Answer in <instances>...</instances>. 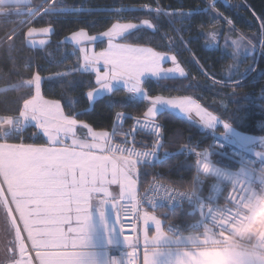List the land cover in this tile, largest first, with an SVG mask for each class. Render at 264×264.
Returning a JSON list of instances; mask_svg holds the SVG:
<instances>
[{
  "label": "trees",
  "instance_id": "1",
  "mask_svg": "<svg viewBox=\"0 0 264 264\" xmlns=\"http://www.w3.org/2000/svg\"><path fill=\"white\" fill-rule=\"evenodd\" d=\"M44 1L34 0L30 8L0 5V117L17 119L21 116L24 102L33 94V88L28 85L33 83L30 78L35 71L39 70L40 75L46 77L78 67L81 63L80 52L78 49L74 52L75 47L64 41L73 31L83 28L90 35H98L117 19V13L110 9H119L121 6L136 8L141 5L155 8L159 5L169 11L178 9L186 13L192 11V14L175 17L161 15L157 18L154 12L143 10L122 11L119 16L123 18L122 22L140 24L149 20L155 25L156 31L140 29L135 35V42L177 55V60L186 69L187 74L184 78H148L143 85L145 91L152 96H190L201 104L208 101L219 102L220 99L232 102L234 97L248 96L251 99L249 105L237 112L238 117L246 127L257 125L258 112L264 111V53L251 58H236L242 66V73L249 66L256 70L243 77L242 82L234 89L236 94L231 95L232 87L213 85L212 79L224 80L223 74L235 61V57L228 47L209 48L207 33L215 28L222 40L225 36L242 33L257 36L260 41L264 0H215V8L223 13V17L217 16L212 10L205 11L208 9L209 0H55L48 12L19 29L23 20L28 18V12L39 7ZM65 7L87 11H58ZM224 17L232 21V26L225 23ZM46 26L55 28L49 43L43 48L31 46L28 43L29 31ZM169 38L176 42L174 47L168 46ZM181 38L184 44L180 43ZM104 47L105 42L97 45L98 49ZM235 77V80L241 79L239 74ZM190 84L194 90H190ZM93 88H97L95 75L77 71L60 79L43 81L42 95L46 99L59 101L67 117L85 122L80 124L96 131H113L117 113H126V124L129 125L135 117L142 116L149 106L146 99L133 96L124 88L89 102L85 93ZM74 113L78 115L75 116ZM157 122L162 126V151L165 154L159 162L139 165L140 185L144 189L151 180L159 179L181 189H190L193 185L197 157L189 149L200 151L209 146L215 147L217 139L199 125L167 110L158 114ZM217 131L222 132V129L218 128ZM77 132L84 133L85 129L78 126ZM113 136L120 144L133 145L131 139L120 131ZM136 140L134 147L152 148L153 137L137 134ZM4 142L22 145L47 144L34 126L6 133ZM215 161L223 166L229 165L222 159ZM166 217V224L174 223L187 232L191 225L197 223L199 214L191 208H178L169 212Z\"/></svg>",
  "mask_w": 264,
  "mask_h": 264
},
{
  "label": "crops",
  "instance_id": "2",
  "mask_svg": "<svg viewBox=\"0 0 264 264\" xmlns=\"http://www.w3.org/2000/svg\"><path fill=\"white\" fill-rule=\"evenodd\" d=\"M32 30L28 33V41ZM90 36H100V34ZM32 39L50 41V36L35 35ZM64 41L78 49V46L70 39ZM105 41L107 42V39L100 38L83 46L90 51L100 52L107 47V44L101 50L96 46ZM46 45L31 46L43 48ZM80 54L83 55L81 52ZM170 57L167 61H171ZM167 61L166 58L161 61L162 68L165 69L163 65ZM101 71H103L102 65ZM105 95L111 94L96 93L98 97ZM175 114L192 122V119L188 117L179 113ZM19 118L25 125L32 126L35 123L34 127L38 131L41 130L40 121L30 118L25 113V109ZM71 119L73 118H69L68 122L74 124V132L70 135H65L63 132L55 133L57 140L53 143L46 140V145L13 144L6 148L0 142V169L8 174L12 183L27 178L21 183V186L24 185L27 189L32 187L28 185V180L29 183H33V179L39 178L40 198H58L56 205L53 203L42 205L41 220L44 228L49 230L58 228V235L52 239L59 244L58 250L62 253L63 259L68 257L65 254L71 253L70 257L73 259L67 260L69 264H105L101 250L121 244L119 236L121 204L138 199L144 190L140 185V163L112 153L114 138L112 131H108L109 135L101 139L97 134L103 131L93 130ZM78 126H82L85 132L79 134ZM39 150H47L59 156L60 159L36 176L38 173L35 171V165L30 162V157L33 152ZM34 191H36L35 188ZM85 204L89 205V210L84 212ZM52 213H55L53 215L56 216V221H52L53 216L50 217ZM167 214L168 211L165 209L143 212L139 227L140 241L148 250L142 258V264H231L232 250L214 247L212 244L217 240L213 242L205 239L209 236L199 233L197 223L194 226L191 225L181 239H174L163 231H156L151 218H162L165 229ZM95 252L100 254L96 257ZM67 261L64 264H67Z\"/></svg>",
  "mask_w": 264,
  "mask_h": 264
},
{
  "label": "snow or ice",
  "instance_id": "3",
  "mask_svg": "<svg viewBox=\"0 0 264 264\" xmlns=\"http://www.w3.org/2000/svg\"><path fill=\"white\" fill-rule=\"evenodd\" d=\"M117 13V19L113 22L106 30L100 34V36H90L83 28L73 31L70 37H66L65 40H71L78 46V51L83 55L81 56L82 63L78 67L71 68L65 73H60L56 76H46L42 77L39 73V70L35 71L30 78V81L34 83H29V87L33 88L32 97L29 100L24 102L25 113L28 114L30 118L35 120L43 119L44 124L50 126L53 135L46 136V139L51 141L55 140V133L57 129L62 128L67 122L68 117L63 111V107L59 101H48L43 98L42 95V82L51 81L55 79H60L66 75H72L75 72L79 71L81 73H88L95 75V83L98 85V88H93L85 93L86 98L89 102H93L95 99V94L97 92H104L106 94H113L115 91L119 90L120 87L126 89V91L135 96L139 95L140 97L148 101L149 106L143 112L142 116H137L134 118V126L129 129L125 135H131V144L135 145L137 143L136 134L139 132H147L153 135L154 139L152 141V146L155 151L152 153L153 162H159L160 149L163 146V131L162 126L157 122L158 114L166 108L178 109L181 113L191 116L194 112L197 117H199L200 123L205 129L213 130V135L215 136V129L217 125H221L224 128V133L220 135L228 137L231 134L234 137L233 142H237L242 146H249L256 144V139L258 142L264 144V136L259 138H253L248 135L239 133L234 128L233 124L228 120H222L220 116L209 111L207 108L203 107L198 101L194 100L190 96H180L175 98H165L161 95L152 96L148 94L143 85L144 81L149 77L154 78H166L169 74H178L179 77H185L186 72L184 67L177 61V55H171L170 59L173 63V67L164 69L161 67V61L166 57L163 53L157 52L155 49L146 46L134 45L126 42L130 34L133 31H137L142 27H147L153 31L157 30L156 26L153 25L149 20H144L140 24L132 22H121L123 19L119 16V13L122 11H143L148 10L149 12H154L156 17L159 18L161 15L166 17H175V16H184L191 15L192 11L184 12L183 10L172 9L171 11L167 10L163 6L157 5L155 8L150 5H141L136 8H130L128 6H121L119 9H110ZM207 10H212L216 13L217 16L223 17V13H220L215 8V0H209V5ZM61 12L68 11H87V9H70L69 7L58 9ZM194 11V10H193ZM225 23L232 25V21L227 17H224ZM55 33V28L52 26H46L42 28L33 29L30 33V39L28 43L30 45L39 44L41 46L46 45L49 41L47 39H41L39 41L33 40L32 37L35 35H42L44 37H49L51 34ZM211 41H216L219 36V31L215 28L207 33ZM260 41H259V51L264 53V21L260 25ZM100 38L107 39V47L100 52L94 50H89L85 48V45L88 42L95 41ZM225 46L231 44L233 47L232 55L234 57L238 56L241 49L245 52L254 54L257 51V45L253 44L251 40H248L247 43H244L245 37L241 34L235 39L225 36ZM175 41L172 38H169V47H174ZM181 44L185 42L181 38ZM207 47V45H206ZM77 48L74 49V52ZM193 59H196L193 57ZM255 63V61H254ZM101 65L103 71H101ZM256 69L252 66H249L244 70L243 73L239 72L238 65H230L229 72L230 75L224 80L212 79L213 85H219L220 87H232L233 92L231 95H235V87L242 82L243 77H246L249 72H253ZM264 71V70H262ZM239 74L240 80H231V75ZM231 80V83L228 81ZM74 83V82H73ZM71 103V101H70ZM222 107L224 111L227 112L228 108L226 104H223ZM264 107V105H262ZM75 116L78 113H74ZM127 116L126 113H117L116 122L118 123L122 118ZM76 123H85L73 121ZM35 126V123L32 125ZM117 129L114 126L112 133H116ZM42 134H44L42 132ZM101 139L109 135L108 131H103L97 134ZM146 146V145H145ZM197 147H199L197 145ZM204 148L201 151H196V149H189V151L194 154L198 159L195 161L197 166H201V161H208L211 157L210 148ZM60 159L59 156L53 155L47 150H39L33 152L30 157V162L35 165V171L38 174L44 172L46 168L52 164L58 162ZM202 167L207 170L209 164L207 162L202 164Z\"/></svg>",
  "mask_w": 264,
  "mask_h": 264
},
{
  "label": "built area",
  "instance_id": "4",
  "mask_svg": "<svg viewBox=\"0 0 264 264\" xmlns=\"http://www.w3.org/2000/svg\"><path fill=\"white\" fill-rule=\"evenodd\" d=\"M54 1L45 0L23 20L19 29L30 24L39 15L48 12ZM15 119L0 117L2 129L3 125H9L6 130H2L3 133L11 132L10 124ZM134 123L133 120L127 125L126 119L122 118L118 123L115 122V127L125 137L132 139L130 134L126 136L125 133L133 128ZM137 134L153 137L147 132ZM162 141L164 144L163 138ZM111 151L140 164L155 163L152 156L155 151L153 146L144 149L114 142ZM159 151L160 161L163 156L162 148ZM210 153L211 157L208 161L202 160L201 166L196 165L193 185L190 189H181L159 179H153L142 190L138 199L121 204L119 209L121 244L101 250L105 264H142V258L148 248L140 241L139 227L143 212L146 210L165 209L169 213L178 208L193 209L199 214L197 222L199 233L217 240L212 244L216 248H232L234 233H247L253 237L244 242L248 245L255 243L254 235L264 240V162L242 148L227 144L220 139L215 141V147L210 148ZM215 159L225 160L229 165L223 166ZM205 162L209 164L207 170L202 167ZM164 230L174 239L184 237L182 228L174 223H167ZM256 253L264 255V243L257 246Z\"/></svg>",
  "mask_w": 264,
  "mask_h": 264
},
{
  "label": "rangeland",
  "instance_id": "5",
  "mask_svg": "<svg viewBox=\"0 0 264 264\" xmlns=\"http://www.w3.org/2000/svg\"><path fill=\"white\" fill-rule=\"evenodd\" d=\"M32 11L33 10L28 12L29 15L31 14ZM141 29H148L153 31L152 29H149L147 27H142ZM139 30L133 31L126 41H120V42L151 47L149 45H143V44L141 45L140 43L138 44L135 42V35L138 33ZM241 34L242 33H238L237 35H231L229 37L235 39L237 36ZM242 35L245 37L244 43H247L248 40H251L253 44L257 45V51L254 54H252L245 52L243 49H241L238 56L235 57V61L231 64V65H238L240 73H242L241 71L242 66L239 64L236 58L238 59L251 58L261 53L259 51V39L257 36H254L252 34L251 35L242 34ZM105 43L107 44L106 41ZM220 46H225V39L222 40L220 33L216 41H211L209 38V45H208L209 48H219ZM225 47H228L231 50V52H233V47L231 44H227V46ZM151 48L155 49L154 47ZM156 51L163 53L166 57V61L168 57L172 55V54H168L167 51L166 52L158 51V50ZM163 66L165 67V69H167L173 67L174 65L172 61H167L164 63ZM229 75L230 72L228 68L224 72L223 78L226 79V77H228ZM235 75L237 74L231 75V80L236 79ZM174 78H184V77H179L178 74H169L168 77L163 79H174ZM231 80H229L228 82L231 83ZM190 90H194L191 84H190ZM136 96L140 97L139 95ZM96 97L98 96H96L95 94V98ZM175 97H180V96H175ZM175 97H165V98H175ZM43 98L45 100L52 101L46 99L44 96ZM249 100L251 99L248 96H244V97L238 96V97H234L232 102L225 101L224 99H220L219 102L217 101L215 103L209 101L205 104H201L200 102L199 103L203 107L207 108L209 111L220 116L222 120H228L230 123H232L237 132L251 136L253 138H259L261 136H264V111L258 112V117L256 120L257 125L253 127H246L247 125H242L238 117L239 114L237 112L238 111L240 112L242 109L247 108V106L249 105L248 104ZM223 104L227 105L228 108L227 112L224 111V108L222 107ZM166 109L174 113H179L184 117L189 118L188 115L181 113L178 109H170V108H166ZM190 119H192V123L196 122L195 124L199 125L202 129L211 132L213 135V130L205 129L203 125L200 123L199 117H197L194 112L191 114ZM39 121H40L39 126L41 129L39 133L40 134H42V132L44 133L42 135L45 138V140L51 143L57 140L56 136L54 141H51L50 139H46V136L50 137L51 135H53L52 130L50 126L44 124L43 119ZM10 125H11L10 128L11 132L20 130L21 128L24 129L28 127L23 123L22 119L20 118L15 119L13 122H11ZM218 128H221L222 132H218L217 131ZM2 130L3 129L0 127V140H2L0 142L2 143V146L8 148L10 147L9 145H13V143L4 142L6 133L5 132L3 133ZM214 131H215L216 139L225 141L227 144L236 145L242 148L243 150H245L247 153L252 154L256 158L264 162V144L258 142V139H256V144L249 146H242L237 142H233L235 138L232 137L231 134H229L227 138L223 135H220L225 131L222 124L217 125ZM61 132H63L65 135L72 134L74 132V124L73 123L69 124V122H67L62 128L56 130V134ZM114 142H116V140L113 138L112 145L114 144ZM162 154L164 155L165 152L162 151ZM133 161L137 163V161L135 160ZM0 171H1L0 172V264H64L65 261L72 260L73 257H70L71 253L69 255L65 254L68 257H65L64 258L65 260L63 259L62 253L58 250V248H60V246H58L59 244H57L55 240H53L58 235L57 234L58 228L49 230L42 226V220H41L42 205L44 204L52 205V203L56 205L58 198H40L41 181L39 178H37L36 180L33 179V183L31 182L29 183L28 180V185L32 187L30 189L29 188L27 189L24 188V185L21 186V183L25 182L27 178H24V180L22 179L20 182L12 183L8 178V174H6L5 171L2 169H0ZM39 175L40 174H36V176ZM34 188L36 191H34ZM87 209L89 210V205L85 204L84 212L87 211ZM53 214L55 213L50 214V217L53 216L52 221H56V216ZM46 216L47 215H45V217ZM48 219L50 218L48 217ZM151 220L153 221L152 225L155 227L156 231L165 232L162 218L153 217L151 218ZM25 237L28 239L30 246L35 251V259H33L31 255L28 253V245L26 243ZM205 239L215 242V239L213 238L211 239L210 237H206ZM230 249L232 250V248ZM98 254L100 253L95 252L96 257L98 256ZM244 259L246 261V264H264V255L260 253L255 252L252 256L245 257ZM69 261H67V264H69Z\"/></svg>",
  "mask_w": 264,
  "mask_h": 264
},
{
  "label": "clouds",
  "instance_id": "6",
  "mask_svg": "<svg viewBox=\"0 0 264 264\" xmlns=\"http://www.w3.org/2000/svg\"><path fill=\"white\" fill-rule=\"evenodd\" d=\"M234 240L231 245L232 252L230 255L231 264H246L245 257L252 256L257 251V246L261 243H264V240H261L258 235H254L255 243L248 245L244 243L250 238L247 233H234Z\"/></svg>",
  "mask_w": 264,
  "mask_h": 264
},
{
  "label": "water",
  "instance_id": "7",
  "mask_svg": "<svg viewBox=\"0 0 264 264\" xmlns=\"http://www.w3.org/2000/svg\"><path fill=\"white\" fill-rule=\"evenodd\" d=\"M33 3L34 0H0V5L2 7L30 8L33 6ZM25 240L28 245V253L35 259V251L30 246L28 239L26 238Z\"/></svg>",
  "mask_w": 264,
  "mask_h": 264
},
{
  "label": "bare ground",
  "instance_id": "8",
  "mask_svg": "<svg viewBox=\"0 0 264 264\" xmlns=\"http://www.w3.org/2000/svg\"><path fill=\"white\" fill-rule=\"evenodd\" d=\"M2 127H3L4 130H6L9 127V125L8 124H5Z\"/></svg>",
  "mask_w": 264,
  "mask_h": 264
}]
</instances>
